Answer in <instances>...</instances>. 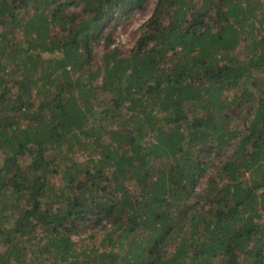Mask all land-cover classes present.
Masks as SVG:
<instances>
[{
    "label": "trees",
    "instance_id": "1",
    "mask_svg": "<svg viewBox=\"0 0 264 264\" xmlns=\"http://www.w3.org/2000/svg\"><path fill=\"white\" fill-rule=\"evenodd\" d=\"M0 264H264V0H0Z\"/></svg>",
    "mask_w": 264,
    "mask_h": 264
},
{
    "label": "rangeland",
    "instance_id": "2",
    "mask_svg": "<svg viewBox=\"0 0 264 264\" xmlns=\"http://www.w3.org/2000/svg\"><path fill=\"white\" fill-rule=\"evenodd\" d=\"M152 6V5H151ZM150 6V7H151ZM151 10L142 12L141 10H135L133 13H129L128 16L124 13L118 16V22L113 28V38L115 44L118 46H131L133 43V33L138 27L148 18ZM94 49H99L101 52V45L95 46Z\"/></svg>",
    "mask_w": 264,
    "mask_h": 264
}]
</instances>
